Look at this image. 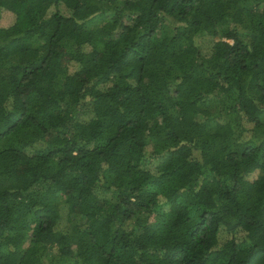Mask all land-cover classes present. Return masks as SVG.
I'll list each match as a JSON object with an SVG mask.
<instances>
[{
  "label": "trees",
  "instance_id": "16d2710c",
  "mask_svg": "<svg viewBox=\"0 0 264 264\" xmlns=\"http://www.w3.org/2000/svg\"><path fill=\"white\" fill-rule=\"evenodd\" d=\"M0 264H264V0H0Z\"/></svg>",
  "mask_w": 264,
  "mask_h": 264
}]
</instances>
